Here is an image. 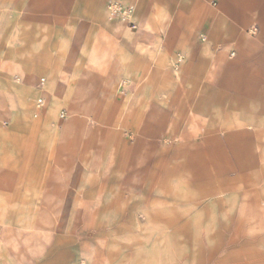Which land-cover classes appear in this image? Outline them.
I'll return each mask as SVG.
<instances>
[{"label":"crops","instance_id":"obj_1","mask_svg":"<svg viewBox=\"0 0 264 264\" xmlns=\"http://www.w3.org/2000/svg\"><path fill=\"white\" fill-rule=\"evenodd\" d=\"M110 1L131 13L113 15L106 0H0V264H75L85 247L71 235L30 227L156 209L159 178L173 194L181 177L198 201L150 224L200 225L222 180L264 193V0ZM142 247L119 250L118 264H158ZM170 257L264 264V246Z\"/></svg>","mask_w":264,"mask_h":264},{"label":"rangeland","instance_id":"obj_2","mask_svg":"<svg viewBox=\"0 0 264 264\" xmlns=\"http://www.w3.org/2000/svg\"><path fill=\"white\" fill-rule=\"evenodd\" d=\"M2 5L4 6L5 3L0 2V6ZM106 6L108 10V0ZM77 116L64 113L60 122L81 120V118H76ZM82 118L89 120L84 116ZM100 165V162H95L94 174L100 172ZM254 169H258L256 162ZM97 180L98 178H95V181ZM100 180L101 178H99ZM163 180L166 178H159L160 183ZM186 180L190 181L189 178H185L184 182ZM160 183L158 193L154 196L158 202L156 209L150 210V206H145L146 202H144L138 204L137 208L134 209L94 210L93 212L96 214L94 221L97 224L31 226L30 233L42 234L47 237H52L54 233L71 235L78 241V245L85 247L84 251L78 250L75 264H118L119 250L123 253L125 248L126 253L129 254L139 244L147 246L146 248L142 247V250L147 249L149 252L150 250L153 252V259L156 257L158 264L172 262L171 255H174V260L188 261L189 258L184 259L185 252L194 250L204 251L207 262L214 261L215 254L219 252L262 250L264 246V193H262L260 184H257L259 186L253 189V192H242L239 190V186H232L230 182L222 180V191L218 194H207L204 199L207 207L200 216V225L178 226L163 225L162 223L150 224L148 218L153 217L157 218L158 221H164L171 216L182 217L181 203L179 202L186 200L197 202L198 194L187 193L185 190L187 187H183L186 183L183 184L181 177L173 179L174 188L179 190L178 193L161 192L160 190L164 187ZM97 185H100V182L95 186ZM110 188L117 190L118 187L110 186ZM233 190H238L239 193L230 192ZM250 190L252 189L250 188ZM169 201H173L174 204H167ZM213 202H221L218 205L219 208L212 209L209 207V203ZM171 208L172 210H170ZM22 212L21 210L14 211V218L20 219L23 216ZM25 213L26 216L29 215V218L36 219L39 211L30 210L25 211ZM13 231L15 234L27 233L19 224L14 225ZM140 236L143 240L139 242ZM133 260L132 257L127 258L126 264H131ZM174 264L178 263L174 262Z\"/></svg>","mask_w":264,"mask_h":264},{"label":"built area","instance_id":"obj_3","mask_svg":"<svg viewBox=\"0 0 264 264\" xmlns=\"http://www.w3.org/2000/svg\"><path fill=\"white\" fill-rule=\"evenodd\" d=\"M107 1V0H106ZM108 10L115 16H120L122 17V15H126L127 14H130L131 11H125L123 9H121L120 7H118L117 5H115L114 3H112L110 0H108ZM38 104L41 103L40 100L37 101ZM60 117L63 118L64 117V114H60Z\"/></svg>","mask_w":264,"mask_h":264}]
</instances>
